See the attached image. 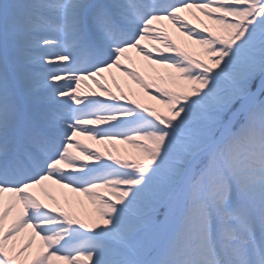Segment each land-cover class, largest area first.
<instances>
[{
    "label": "snow or ice",
    "instance_id": "snow-or-ice-1",
    "mask_svg": "<svg viewBox=\"0 0 264 264\" xmlns=\"http://www.w3.org/2000/svg\"><path fill=\"white\" fill-rule=\"evenodd\" d=\"M113 70L165 112L115 95ZM0 264H264V0H0Z\"/></svg>",
    "mask_w": 264,
    "mask_h": 264
},
{
    "label": "bare ground",
    "instance_id": "bare-ground-1",
    "mask_svg": "<svg viewBox=\"0 0 264 264\" xmlns=\"http://www.w3.org/2000/svg\"><path fill=\"white\" fill-rule=\"evenodd\" d=\"M196 15H199L196 13ZM185 18L188 20V22L192 25H195L197 29L201 28L203 25L199 24L196 19L192 17L191 14H185ZM203 19V17H201ZM204 24L208 27H212L209 21L205 20ZM164 25L166 26L168 35L176 42V44L180 47L182 51L187 52L188 54L198 58V59H206L203 55V49L193 43L192 41L187 40L186 37L182 36L171 24H168L167 22H164ZM133 56V59L135 61L134 65H129V67H135L136 70L140 72V74L144 77L145 81L148 83H159L156 77V73L159 72L163 74V70L159 69L158 66H150L147 61L142 60L141 58L137 57L136 54L133 52L131 53ZM156 69V72L153 71V69ZM107 81L106 85L111 89V91L117 95L120 96L121 94L127 95L129 99L135 100L141 104L155 107L162 113L165 112L162 106L156 104L155 101H152L149 99L147 95L144 94L143 90L139 88L138 85L134 84L131 80H129L127 77L123 76L120 72H117L113 70L111 74H106ZM87 83V82H86ZM102 83H105V81H102ZM119 86V87H118ZM89 91H98L96 89V86L92 84H87V87H85L84 84L81 85V92L82 93H88ZM166 114V113H165ZM83 145H86L89 150H94L98 153H100L103 156H107L109 154L122 158V159H129L131 158V155L133 153V149L126 145L121 144H110V143H97L94 140H90L87 138H78ZM79 155L78 150H73ZM81 162H84V157L81 156ZM103 192V190H100ZM49 192L52 195L59 196L61 192H63L66 196L69 204L65 205L63 203V200L61 201L62 206L65 208L66 211H68L70 214H72L74 217L87 220L88 215L93 213L94 211V205L89 201L86 197H84L81 194L71 192L67 189H49ZM34 194L37 196L38 199H40L42 202H46V196L43 190L36 189L34 190ZM105 196H107V193H103ZM10 194H5V204L8 203ZM17 210L14 209L13 213L9 216L8 221L6 223H10L12 219L16 216ZM30 230H26L24 233L20 235V237L17 238V246H21L24 243H27L29 239ZM39 245V240L37 238V244L33 246V249L31 250L32 254H35L37 247Z\"/></svg>",
    "mask_w": 264,
    "mask_h": 264
},
{
    "label": "rangeland",
    "instance_id": "rangeland-1",
    "mask_svg": "<svg viewBox=\"0 0 264 264\" xmlns=\"http://www.w3.org/2000/svg\"><path fill=\"white\" fill-rule=\"evenodd\" d=\"M88 84H90V86H92V83H91V81H89V82H88Z\"/></svg>",
    "mask_w": 264,
    "mask_h": 264
}]
</instances>
